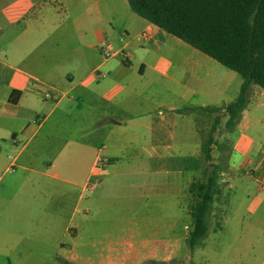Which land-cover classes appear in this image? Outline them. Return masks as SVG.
<instances>
[{
  "label": "crops",
  "instance_id": "1",
  "mask_svg": "<svg viewBox=\"0 0 264 264\" xmlns=\"http://www.w3.org/2000/svg\"><path fill=\"white\" fill-rule=\"evenodd\" d=\"M124 9L0 0V264H264V89L230 132L237 208L190 250L202 136L177 110L229 104L243 78Z\"/></svg>",
  "mask_w": 264,
  "mask_h": 264
},
{
  "label": "trees",
  "instance_id": "2",
  "mask_svg": "<svg viewBox=\"0 0 264 264\" xmlns=\"http://www.w3.org/2000/svg\"><path fill=\"white\" fill-rule=\"evenodd\" d=\"M133 13L193 48L210 56L243 78L237 99L220 107H185L180 114H217L210 131L202 136L201 154L207 164L206 179L191 185L194 203L186 244L202 245L211 229L214 204L223 194L219 181L226 168L213 162L214 132L220 114L232 132L251 99L253 86L264 89V0H127ZM199 125V120H198ZM222 156L223 159L229 158ZM210 170V173H209Z\"/></svg>",
  "mask_w": 264,
  "mask_h": 264
},
{
  "label": "rangeland",
  "instance_id": "3",
  "mask_svg": "<svg viewBox=\"0 0 264 264\" xmlns=\"http://www.w3.org/2000/svg\"><path fill=\"white\" fill-rule=\"evenodd\" d=\"M66 3L69 6L77 7V6H83L88 8V7H95L96 10L99 8L103 13H106V10L109 9L110 7H113L115 5L118 6V9L121 11L125 10L124 7H127L129 9L127 0H66ZM124 6V7H123ZM135 34L132 33V38H134ZM138 44V42H136ZM217 117V114H210L206 112L199 113V126L204 132H208L211 130L215 123V118ZM228 119V118H227ZM226 122L227 120L225 119V116L220 114V123L216 125V130L214 132V138L216 141V145L213 147V162L218 164L222 163V165L227 169V159H223L222 156L228 155L230 152L231 148V138H230V131L226 128ZM202 161L203 165L201 168V173L197 177L196 181L194 183H199L202 182L206 179V168L207 164L204 161V158L202 156ZM210 173V170H209ZM175 175H171L170 178L173 179ZM226 177V176H224ZM222 180V179H221ZM219 181L221 183V186L223 187V194L220 196L216 203L214 204V210H213V220L216 222L214 226L219 227L220 226V219L222 217V214L226 210V203L227 199L229 197V202L230 206L233 205V208H237L238 204V196L239 193L237 190H232L230 191V196L229 193L227 192V189L225 188L226 182ZM187 191V195L184 198L183 201V206L187 208L188 211H190L193 203H194V197L193 194L191 193V185ZM176 199L175 193L172 191L165 194L163 197H161V211H164L163 209H166L167 211L169 208L171 209L170 206H173L174 200ZM232 201V202H231ZM232 203V204H231ZM153 211L159 210L158 208L155 209L153 207Z\"/></svg>",
  "mask_w": 264,
  "mask_h": 264
},
{
  "label": "built area",
  "instance_id": "4",
  "mask_svg": "<svg viewBox=\"0 0 264 264\" xmlns=\"http://www.w3.org/2000/svg\"><path fill=\"white\" fill-rule=\"evenodd\" d=\"M135 39H136V41L138 43L144 44V43H146L147 41H149L151 39V35L149 33L145 32V33H142V34L138 35ZM103 52H104L106 57H110V56H112L114 54L109 49H104ZM44 96H45V100L46 101H50L53 98V94H52L51 91H47ZM98 165L101 168H103L106 165V162L104 160H99Z\"/></svg>",
  "mask_w": 264,
  "mask_h": 264
}]
</instances>
